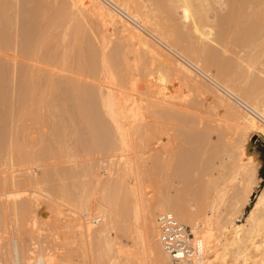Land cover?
I'll return each mask as SVG.
<instances>
[{
  "label": "bare ground",
  "instance_id": "obj_1",
  "mask_svg": "<svg viewBox=\"0 0 264 264\" xmlns=\"http://www.w3.org/2000/svg\"><path fill=\"white\" fill-rule=\"evenodd\" d=\"M36 1L33 11L42 14L36 17L43 20L41 23L37 20L39 25L36 23L38 31L37 26L33 31L34 40L31 36L32 39H25V36L24 41H34L30 48L26 41L27 49L24 47L26 42L22 41V44L20 37L17 39L20 31L17 32V25L22 18L21 1L0 0V27L5 29L1 33L0 28V61L6 58L18 64L21 53L17 50V56L15 49L22 45L21 48L29 53L26 60L20 55L23 56L21 61H26L24 65L21 61V65L18 64L19 69L23 65L22 74L18 73L20 70L17 72L18 67L16 69L13 61L9 65L3 60L7 65L5 71L0 63L7 79L1 75V69L0 77L16 84L18 73L25 86L21 102L11 104V108L5 107L10 111L2 109L6 112L2 113L6 122L0 121L6 125L2 124L3 130L8 131L6 127L11 126L9 132L5 130V135L0 137V158L3 157L5 164L10 166L7 171H1L0 167V210H10L22 225L29 222L35 227L52 218L61 231L53 237L57 243L55 250L51 249L59 252L51 250L50 253L47 245L43 241H34L33 236H28V240L26 235L38 231L30 233L25 226H20L18 231L6 235L5 243L0 233V264H168L169 255L162 245L157 224V215L166 211L175 213L200 238L204 264H264L263 183L245 222L239 215L257 192L256 186L262 178L257 177V164L248 154L246 143L252 135L264 139V0ZM91 17L109 33L117 27L125 42H120L110 52L107 50L110 37L107 33L101 34L100 30L102 44H97L96 37L83 29L86 23L94 22ZM4 42L9 43L7 48L13 55L9 53L6 57V51H1ZM232 42L240 44L242 49L239 54L235 51L236 58H232V50L237 49L235 46L232 49V45L233 54L226 58L222 51ZM172 50L187 61L178 59ZM130 53L144 59L148 68L151 64L155 66L154 69L151 67V73L147 71L148 81L144 79L147 74L144 71L141 72V75L144 73L143 83L134 79L136 68L131 64ZM188 61L211 79L218 88L216 91L220 90V93L215 92L221 110L231 111L235 120L233 125H237L232 139H223L228 134L225 133L216 142L214 140V144L207 142L203 152L208 151L209 156L204 161L200 158L198 164L203 176L197 172L200 178H196L198 183L203 181V192L182 188L185 193L171 194L169 187L170 194H165L158 188L159 184L155 186L157 193L147 198L143 174L136 169L137 162L131 159V154L136 152H132L137 147L133 143L135 139L157 144L152 160L157 169L163 165L182 174L196 167V156L199 158L197 150L188 155L185 151V154L177 153L178 161L174 150L168 149L176 132L172 135L173 130L165 128L162 122L165 118L178 119L177 113H180L177 108L182 99L175 94L173 75L181 73L187 81L198 83L199 74L185 63ZM230 71L235 77L229 80L230 76L226 78L225 72ZM106 72L110 76L106 79L108 84L104 81L108 77ZM60 89L69 95L66 98L73 104L64 99ZM177 96L180 97L178 103ZM184 105L179 106L185 108ZM152 112L157 119L154 128L152 122V126H148L149 123L145 126L141 121V116L149 113L150 117ZM188 113L186 110V116ZM6 133H10L9 137ZM204 134L194 136L204 142L208 139ZM3 136L8 138L3 140ZM147 152L152 153V150ZM101 155L105 159H97ZM63 157L69 158L66 161L72 165L51 166L48 163L50 158ZM79 158L83 161L78 162ZM216 158L219 162L214 161ZM105 161L107 165L102 167ZM17 162L21 163L22 170L14 169L19 165ZM173 171L168 172L169 176L174 174ZM193 173L195 175L194 170ZM69 180L71 182H67ZM232 181L236 184L232 187L231 202L225 210L219 209L216 204L226 202L225 188ZM199 186L201 188V184ZM204 203L208 204L207 208ZM61 248L65 250L60 252Z\"/></svg>",
  "mask_w": 264,
  "mask_h": 264
},
{
  "label": "rangeland",
  "instance_id": "obj_2",
  "mask_svg": "<svg viewBox=\"0 0 264 264\" xmlns=\"http://www.w3.org/2000/svg\"><path fill=\"white\" fill-rule=\"evenodd\" d=\"M21 1V3H20V8H21V10H22V14L20 13V15L22 16V18H20V20H19V24L17 25V32L19 31V34H18V37H17V39L20 37V43H22V44H24V42H28V43H30L29 44V48H30V45H31V43H32V45H33V42L34 41H31V40H25L24 41V38H25V36H26V38L25 39H27V38H29V39H32V40H34V37H35V35H33V34H35L33 31L35 30V26H37L36 27V31H38V25H39V23H38V21L37 20H39V18H42V17H40L42 14H40L39 12H37V14H40V16H39V18L37 19V14H36V12L34 13V9H35V6H36V0H20ZM34 2V3H33ZM34 10V11H33ZM43 16V15H42ZM92 19H91V21L93 20L94 22H92V23H86L84 26H86V27H83V29L84 30H86V31H88L87 33L89 34V33H91V34H89V35H91L92 37H96V41H97V44H98V42L100 43V44H102V42H100L101 40H102V38H103V36L101 35V34H106V36L109 38L107 41H109L110 40V43L109 42H107V50L108 51H112V50H114V48H116V46L120 43V42H125V41H123L122 40V35H121V33L119 32V29L117 28V27H114L113 28V32L112 31H110V33H109V31L108 30H106V29H103L104 27H101L102 25L100 24V22L96 19V18H94V17H91ZM22 19V20H21ZM40 20H43V19H40ZM40 20H39V22H40ZM21 21H22V23H21ZM90 21V22H91ZM36 23H38V25L36 24ZM41 23V22H40ZM94 23V24H93ZM20 24H22V26H21V28H22V30H21V28H20ZM90 24V25H89ZM100 24V25H99ZM92 25H94V26H92ZM18 26H19V28H18ZM28 26V27H27ZM91 28H90V27ZM99 26V27H98ZM6 27V26H5ZM31 27V28H30ZM89 27V28H88ZM92 27L94 28L93 30H92ZM1 28V27H0ZM88 28V29H87ZM2 30V32L1 33H4L5 31V29L3 30V28H1ZM99 29V30H98ZM100 30L102 31V32H100ZM93 31H94V33H93ZM24 32L26 33V34H24ZM27 32H28V34H27ZM32 32V33H31ZM101 34H100V33ZM105 32V33H104ZM0 33V34H1ZM23 33V34H22ZM116 33V34H115ZM118 33V34H117ZM21 34V35H20ZM96 35V36H93V35ZM110 34H111V36H110ZM20 35V36H19ZM23 35V36H22ZM22 36V37H21ZM32 38H31V37ZM23 38V40H21ZM119 38V39H118ZM100 39V40H99ZM22 41H24V42H22ZM31 41V42H30ZM25 43V46L24 45H22V46H20L19 44L20 43H18V45L20 46V48H18V46H17V48L18 49H15L16 50V54H17V56H18V52L20 51V53L21 54H19V57H20V60H19V65H21V62L23 63V65L25 64V62H23L24 60H26V55L27 54H29L28 52H27V49H28V47L26 46V44H28V43ZM5 43V42H4ZM106 43V42H105ZM231 43V42H230ZM229 43V47H227V50L226 49H224V51H222L223 52V56L224 57H226L227 58V56H229L230 57V55L232 56V54L235 52V53H237V54H239V52L238 51H240V48L242 49V47H240L241 45L240 44H238L237 42H232L233 44H230ZM236 45H235V44ZM9 43H5V45L3 44L2 46H4V47H2L1 49H3V50H1V51H6L4 54H6V57H7V55L10 53V54H12L13 55V52H9V51H12V50H10L9 49V51H8V48H7V45H8ZM109 44V45H108ZM31 45V46H32ZM233 45V46H232ZM240 45V46H239ZM27 47V49H26V51H25V49L24 48H21V47ZM232 46V47H231ZM237 47V49L235 48V47ZM125 46L124 45H122V48H124ZM232 49H234L235 48V50H232V52H231V48ZM239 48V49H238ZM32 49V48H31ZM228 49H229V51H230V53H229V51H228ZM17 50H18V52H17ZM23 51V52H22ZM30 51V50H29ZM173 51V50H172ZM15 52V51H14ZM24 52H27L26 54L24 53ZM175 51H173V53H174ZM24 53V54H23ZM177 52H175L174 53V55H176V56H178V54H176ZM232 53V54H231ZM234 53V54H235ZM4 54H3V56H4ZM233 54V56H232V58H236V54L234 55ZM12 55H10V56H12ZM20 55H24V60L23 61H21V58L23 57H21ZM133 54L132 53H130V57L132 56ZM9 56V55H8ZM28 56V55H27ZM235 56V57H234ZM5 57V56H4ZM181 57V58H180ZM228 57V58H229ZM18 58V57H17ZM17 58L15 59L16 61H17ZM183 57L182 56H178V59H180V60H184V61H187V60H185V59H182ZM232 58H229V59H232ZM1 59V58H0ZM3 59V58H2ZM5 59V60H4ZM3 60L5 61V63H7V64H9V65H11L10 64V62L11 63H13L10 59H6V58H4ZM3 60H1L0 61V63L2 64L3 63V69H4V71H5V69L7 70V68H5V67H7V65L5 66V64H4V61ZM143 60V61H142ZM21 61V62H20ZM130 61H132L131 62V64L133 65V66H135V68H136V70H134V79H136L137 80V82L139 81V83H143L144 81V79L146 80V81H148V79L150 78V76L148 77V74L149 73H151L152 71L151 70H153L154 68H155V66L153 67V64H151L150 66H149V68H148V65H147V62L144 60V59H141V58H139L138 56H135V57H131V60ZM16 63V69H17V67H18V64H17V62H14L13 64H15ZM187 65H191V63H189V61L188 62H185ZM1 64H0V66H1ZM12 64V65H13ZM146 64V65H145ZM23 65L21 66V68L23 67ZM5 66V67H4ZM137 66V67H136ZM2 67H0V69L2 70ZM9 68L11 67V66H8ZM25 67V66H24ZM144 67H146V68H144ZM153 69H152V68ZM20 68V69H21ZM142 68H143V70H142ZM191 68H194V70L196 71V74H199V77L197 78V79H199L198 80V83H192L190 80H188L187 81V79H185V77L180 73V74H178V75H173V81H172V83H173V86H175L174 88H175V92H177V93H175V94H177V95H180V97H181V103L179 102L178 103V100H179V96H177L178 97V99L176 100V102L180 105H184L185 106V108L183 107L182 108V106H179L178 105V108H177V111L178 112H185V113H183L184 114V116L186 117H184L183 116V114H181V116L182 117H180V113H177V116H178V119L179 120H182V119H184V120H182V122L181 121H178V119L177 118H175V119H162L163 121V125H164V127L166 128V127H168V130L170 129V131L171 130H173L171 133H172V135H173V133L174 132H176V133H174V135L172 136V140L170 141V144H169V146H168V149H171V150H174V152L177 154V153H184L185 151H186V154L185 155H188V153H196V152H193L194 150L196 151H198L200 154L198 155V157L199 158H197V156H196V159L198 160H196L195 162H196V167H194V168H192V169H190V170H186V171H184V172H182V174H181V172L180 173H178L179 171H175L176 169L174 168V171H173V168H171V169H168V168H166V167H164L163 165H161V167L160 168H158V169H160V173L157 171L158 169H157V167H155V162H153L154 161V153L156 152L155 151V149L157 150L158 148V146H157V144H153V145H151L150 144V142H143L144 140H141V138L139 139H135L134 140V145H137V147H138V144H140L141 146H139V148H137L136 146H135V150L133 149V151L132 152H134V151H136V152H134L135 154H136V157H134L135 156V154L133 153V154H131V159L133 160V162H137V165H136V163H134V166L135 167H137L136 169H138V171H140L142 174H143V179H144V185H145V188H146V190H145V192H146V197L148 196L149 198H151V197H153L156 193H157V191L158 190H156V189H160V190H162V193H165V194H170V191H169V187H171V194H174V193H177V192H184L185 193V191H183V190H187V189H190V190H192L193 191V189H195L194 191L195 192H197L196 190H198V191H200V190H202L201 192H203V188H202V184H203V181L201 182V181H199V183H198V180L199 179H196V178H200V176H199V174L200 175H202L203 176V171H202V169L200 168V162H201V159L200 158H202V161H204L206 158H207V156H209L208 154H209V152L208 151H206V152H203V150H206V147H207V144L208 143H210V145H212V144H214L220 137L222 138V136L225 134V133H228L227 135L225 134V136L223 137V139H225V140H230V139H232V137H233V135H232V132H233V129L235 128V126L237 125V123H236V125H233L234 123H235V120H234V118L232 117V115H231V111L230 112H228V110H225V109H222L221 110V108H222V106H221V104H220V102H219V100H218V97H217V93H220L219 91L220 90H218V91H216L218 88H216V86L214 85V84H212L211 83V79H208L209 77L207 76V75H205V74H203L199 69H197L194 65H193V67H192V65H191ZM19 69V67H18V70H17V72L20 70ZM151 69V70H150ZM0 70V71H1ZM22 70H24V69H22ZM22 70H20L18 73H20V72H22ZM150 70V71H149ZM198 70V71H197ZM106 71H109V70H107L106 69ZM142 71H144V73L146 74V75H144V73H142V75H144L145 77H144V79L142 78V75H141V72ZM146 71V72H145ZM149 73H148V72ZM138 72V73H137ZM215 72L217 73V71L215 70ZM231 72V71H230ZM230 72H225V77L226 78H228V76H230L228 79L230 80L231 78H233V77H235L234 76V74H232V72L230 73ZM4 72H3V70H2V72H1V75H3L4 76V74H3ZM17 73V80L18 81H20V82H18V81H16L15 83L16 84H12L11 83V81L10 82H8L7 80H4L5 78H6V76H4L5 78H3L2 76L0 77V121H1V119H4V114H2V113H6L5 111L3 112V110L4 109H6L5 107L6 106H8L9 105V107L11 106V104H15V105H17V104H19L21 101L20 100H22L23 99V95H24V92H25V86H24V82H23V84H22V82L21 81H23V80H21L19 77L21 76V75H19ZM23 73V72H22ZM22 73H20V74H22ZM107 73V72H106ZM200 73H202V74H200ZM212 73H214L213 71H212ZM229 73H230V75H229ZM108 75V77L107 78H105V82L108 84V80H106V79H108L110 76H109V72L107 73ZM227 74V75H226ZM232 74V75H231ZM139 75V76H138ZM183 77H181V76ZM85 76H88V74L87 75H85ZM201 76V77H200ZM139 77H141V78H139ZM148 77V78H147ZM175 77V78H174ZM176 77H180L179 78V80H178V78L176 79ZM207 77V78H206ZM87 78H89V77H87ZM182 78V79H181ZM7 79V78H6ZM8 79H10L9 78V75H8ZM110 79V78H109ZM185 81H187V82H184V80ZM63 80V79H62ZM85 80H88V79H86L85 78ZM208 80V81H207ZM104 81H101V82H103L102 84H104L105 82ZM180 82V84H179V82ZM6 82V83H5ZM176 82V83H175ZM206 82V83H205ZM10 83V84H9ZM63 83H64V81H63ZM203 83H205V85L206 84H208V85H203L204 86V88L205 87H207V89H205V91L203 90L204 88H203V86H202V84ZM184 84H186V85H184ZM180 86V88H179V86ZM188 85V86H187ZM199 85V86H198ZM211 85V86H210ZM214 85V86H213ZM65 86V85H64ZM178 86V87H177ZM182 86V87H181ZM185 86V87H184ZM193 86V87H192ZM15 87V88H14ZM17 87V88H16ZM24 87V88H23ZM184 87V89H181V88H183ZM190 87V88H189ZM192 87V88H191ZM195 87V88H194ZM209 87V88H208ZM6 88V89H5ZM176 88L177 89H179V90H176ZM211 88V90H210V92L208 91L209 89ZM13 89H14V91H13ZM16 89V90H15ZM192 89H194V90H192ZM183 90V91H182ZM23 91V93H21ZM60 91L62 92V89H60ZM211 91L212 92H214V94H215V96L213 95V93H211ZM217 93H216V92ZM3 92H4V94H3ZM15 92V93H14ZM60 92V93H61ZM64 92V91H63ZM63 92H62V94H63ZM184 92V93H183ZM187 92V93H186ZM59 93V92H58ZM57 93V94H58ZM190 93H193V94H190ZM209 93H210V95H212V96H210L209 95ZM66 93H64L63 94V96L65 95ZM185 94H187V95H185ZM189 94V95H188ZM197 94V95H196ZM208 96H207V95ZM3 95V96H2ZM191 95V96H190ZM193 95H194V98H192L193 97ZM196 95V96H195ZM198 95H199V97H198ZM7 96V97H6ZM60 96V95H59ZM206 96V97H205ZM216 98H214V97ZM66 97H69V95H65L64 96V99L66 100V101H68V103H69V100H70V98H66ZM208 97H211V99L209 98V100L211 101H209L207 98ZM213 97V98H212ZM61 98V97H60ZM190 98H192V99H190ZM62 99V101H63V97L61 98ZM72 99V98H71ZM204 99H205V101H204ZM214 99V101H212ZM5 100V101H4ZM150 100V99H149ZM194 100H196V101H194ZM207 100H208V102H207ZM17 101V102H16ZM71 101V100H70ZM148 101V100H147ZM185 103H184V102ZM188 101H189V103H188ZM191 101V102H190ZM195 103H193V102ZM217 101V102H216ZM3 102V103H2ZM150 103H151V101H149ZM153 102V101H152ZM210 102V103H209ZM70 103H72L73 104V102H70ZM69 103V104H70ZM187 103L189 104V105H187ZM198 103V104H197ZM165 104H166V102H165ZM164 104V105H165ZM194 104V105H193ZM214 104L215 105H217V106H214ZM2 105V106H1ZM167 105V104H166ZM220 105V106H219ZM8 107V108H9ZM157 107H160V106H157ZM161 107H163V105L161 106ZM188 107V108H187ZM7 108V109H8ZM11 108V107H10ZM180 108H182V109H180ZM216 108V109H215ZM3 109V110H2ZM7 109H6V111H7ZM199 109V110H198ZM9 110V109H8ZM149 110H151L150 108H149ZM148 110V111H149ZM180 110H182V111H180ZM186 110H187V112H190V113H188L187 115L188 116H186ZM192 110V111H191ZM10 111V110H9ZM9 111H8V114H9ZM223 111H224V113H223ZM151 112V111H150ZM11 113V112H10ZM223 114V116H222V114ZM8 114H7V116H8ZM151 114V116L149 117V113H146L145 114V116H141V121H144L143 123H144V125L145 126H147V123H149L148 124V126H152V124H151V122L153 123V128L155 127L154 125H156L155 124V121H157V119H156V115L154 116V114H153V112L152 113H150ZM179 114V115H178ZM190 114V115H189ZM194 114H196V115H194ZM206 114H209V116L208 115H206ZM230 116H229V115ZM10 115V114H9ZM194 115V116H193ZM225 115V116H224ZM7 116H5V117H7ZM1 117H3V118H1ZM10 117V116H9ZM147 117V118H146ZM192 118V121H188V119L190 120L191 118ZM206 117H208V118H206ZM210 117V118H209ZM221 117H223V119L225 120H223V119H221ZM229 117V118H228ZM232 118H233V120H234V122H232L233 120H232ZM10 119V118H9ZM177 119V120H176ZM208 119H209V121H208ZM228 119H229V121H228ZM165 120V121H164ZM175 120V121H174ZM11 121V120H10ZM148 121H150V122H148ZM170 121H172V122H170ZM187 121V122H186ZM228 121V122H227ZM4 122H6V120L4 119ZM4 122H0V127L2 128V127H5L6 125H5V123ZM166 122V123H165ZM231 122H232V124H231ZM4 123V125L5 126H3L2 124ZM10 123V122H9ZM167 123H170V124H173V125H170V124H167ZM220 123L222 124V125H220ZM230 123V124H229ZM7 125H8V122L6 123ZM207 124V125H206ZM10 125V124H9ZM8 125V127H6L7 129L9 128V130H10V126ZM225 127H224V126ZM172 126V127H171ZM227 126V127H226ZM204 127H206V128H204ZM223 127V128H222ZM0 128V129H1ZM224 128H226V129H224ZM229 128V129H228ZM4 128H2L1 130H2V132H4V133H2L1 132V130H0V137H2V135L1 134H3V135H5V132L7 131L6 129V131L5 130H3ZM199 129V130H198ZM208 129H210V130H208ZM223 129V130H222ZM9 130L7 131V133L9 132ZM187 130H189V131H187ZM192 130V131H191ZM193 130H194V132L196 131V133H194L193 132ZM202 130V131H201ZM206 130V131H205ZM225 130V131H224ZM199 133H198V132ZM204 131V132H203ZM220 131V132H219ZM202 132H203V134L204 133H207V134H204V135H207V137H208V139H206L204 142L203 141H200L199 142V139H197L195 136L196 135H200V133H201V135H203L202 134ZM214 132V133H213ZM221 134V136H220V134ZM6 133V134H7ZM194 133V134H193ZM219 134V136L218 135H216V134ZM10 134V133H9ZM9 134H7V136L9 137ZM192 134H193V136H192ZM223 134V135H222ZM232 136H231V135ZM175 135H177V136H175ZM184 135V136H183ZM195 135V136H194ZM200 135V136H201ZM210 135V136H209ZM174 136H175V139H174ZM191 136H192V138H191ZM214 136V137H213ZM218 138H217V137ZM227 136V137H226ZM6 137V136H5ZM8 137H6V138H8ZM6 138H4V136H3V140L4 139H6ZM184 138V139H183ZM196 138V140H194ZM227 138V139H226ZM229 138V139H228ZM183 139V140H182ZM187 139V140H186ZM217 139V140H216ZM136 140H140L141 141V143H140V141L139 142H137ZM208 140V141H207ZM214 140H215V142H214ZM5 141H7V140H5ZM135 141L138 143H135ZM213 141V142H212ZM192 142V143H191ZM202 142V143H201ZM208 142V143H207ZM4 143V142H3ZM144 143V144H143ZM200 143L202 144V145H200ZM2 146L1 147H3V144H1ZM150 145V146H149ZM173 145V146H172ZM197 145H199V146H197ZM246 149H247V152H248V154L250 155V156H252V159H257V161L254 159V162L257 164V168H258V170L256 171L258 174H257V177H262L261 178V180L258 182V184L257 185H259V186H256V189H257V192L254 194V196L252 195L251 196V199H250V202L248 203V205L243 209V211L241 212V213H239V215H240V219L243 221V222H245V220H246V215H247V213L250 211V209L252 208V206L254 205V203H255V201H256V195L258 194V192L260 191V189H261V187H262V185L264 184V177H263V175H262V173H264V139H263V137H261V136H257V135H252L250 138H249V140H247V143H246ZM157 146V147H156ZM196 146H197V148H196ZM202 146L204 147V148H202ZM153 147V149H154V151H153V149H151ZM172 147V148H171ZM150 148V149H149ZM189 148V149H188ZM191 148V149H190ZM198 148H199V150H198ZM148 149V150H147ZM179 149H181L180 151H179ZM151 151L152 150V153L150 154V153H148L147 151ZM184 150V151H183ZM189 150H190V152H189ZM137 152H139L138 154H137ZM150 154V157H149V155L148 154ZM182 153V154H183ZM153 154V155H152ZM179 154H177L176 155V158L178 159V155ZM205 154V155H204ZM185 155H183V156H185ZM204 155V156H203ZM202 156V157H201ZM103 159L104 157L101 155V156H99V158H97V159H99V160H101V158ZM204 157V158H203ZM134 158V159H133ZM135 158H136V160H135ZM1 160H0V167H1V171H4V170H9L10 169V166L6 163L5 164V162H6V160L5 159H3V157L2 158H0ZM64 159V160H63ZM67 159H69V158H67V157H63V158H59V159H56V158H50L49 159V161H48V163L49 164H51V166H54V165H62V164H64L65 166H67V164H68V166L69 165H72V162H68V161H66ZM80 159V160H79ZM78 159V162H82L83 160L81 159V158H79ZM105 159V158H104ZM116 159V158H115ZM114 159V160H115ZM138 159V160H137ZM147 159H148V161H147ZM57 160H58V162H57ZM63 162H65V163H63ZM135 160V161H134ZM150 160H151V162H150ZM153 160V161H152ZM60 161V162H59ZM178 161H179V159H178ZM214 161H217V162H219L218 161V159L216 158V159H214ZM45 162V161H44ZM51 162V163H50ZM173 162H176V161H173ZM60 163V164H59ZM154 163V164H153ZM16 164H19L18 166H14V169H16L17 167V169L16 170H22V168L23 167H19L20 166V162H17ZM48 164V165H49ZM103 166H102V163H101V166L102 167H104L105 165H107V161H105V162H103ZM146 164V165H145ZM149 164V165H148ZM150 164H152L153 166H151ZM199 164V165H198ZM5 165H8V166H6V168L4 167ZM3 167V168H2ZM102 167H100V169H102ZM146 167V168H145ZM5 168V169H4ZM145 168V169H144ZM197 168V169H196ZM78 169V168H77ZM156 169V170H155ZM168 169V170H167ZM195 169L196 170H198V171H195ZM201 169V170H200ZM262 169H263V171H262ZM170 170V171H169ZM192 170V171H191ZM193 170H194V172H195V175H194V173H193ZM0 171V172H1ZM172 171L174 172V174H175V177L177 176V177H181V178H174V174L172 175V176H169L170 174L168 173V172H170V173H172ZM190 171V172H189ZM163 172V173H162ZM199 174H198V173ZM202 172V173H201ZM144 173H146V174H148V175H145ZM159 175H158V174ZM154 174H155V176H156V178L154 177ZM191 174H193V175H191ZM197 174V175H196ZM179 175V176H178ZM182 175V176H181ZM198 176V177H197ZM145 177V178H144ZM204 177H206V176H204ZM150 178V179H149ZM169 178H171V179H169ZM184 178H188V180L187 179H185L184 180ZM194 178L196 179V182L194 181ZM152 179V180H151ZM179 179V180H178ZM193 179V180H192ZM147 180V181H146ZM192 180V181H191ZM72 181H74V180H72ZM156 181L157 182H159L158 184L156 183ZM191 181V182H190ZM193 181H194V183H193ZM67 182H71V180H69V181H67ZM147 184H146V183ZM175 182V183H174ZM182 182V183H181ZM187 182H188V184H187ZM153 183V184H152ZM156 183V184H155ZM162 183V184H161ZM180 183V184H179ZM184 183H185V185H184ZM263 183V184H262ZM160 184V186H158V188L156 187L155 188V186H157V185H159ZM199 184H201V188H200V186H199ZM236 184V182H234L233 183V181L232 182H230V183H228V185H227V187L226 188H228V189H226L225 188V193H226V196H225V199H226V202H224V204L223 203H219V204H216V206L219 208V209H221L222 208V210L224 209H226L227 208V206H229V203L231 202V199H232V187H233V185H235ZM148 185V186H147ZM149 185H151L150 187H149ZM180 186H182V187H180ZM188 186V187H187ZM164 189H163V188ZM174 187H175V189H174ZM177 187H178V189H177ZM187 187V188H186ZM148 188V189H147ZM165 188L167 189V190H165ZM182 188H183V190H182ZM260 188V189H259ZM154 189V190H153ZM176 190V191H175ZM189 190V191H190ZM167 191V192H166ZM169 191V192H168ZM201 192H198L199 194L201 193ZM191 193V192H190ZM228 194V195H227ZM153 195V196H152ZM151 196V197H150ZM147 197V198H148ZM255 198V199H254ZM255 200V201H254ZM252 201V202H251ZM254 202V203H253ZM205 204V203H204ZM203 204V206H206V208H207V206H208V204H205L204 205ZM198 205V204H197ZM199 206V205H198ZM245 211H246V213H245ZM6 212V213H5ZM11 213V214H10ZM13 214V215H12ZM244 214V215H243ZM5 215V216H4ZM243 215V216H242ZM11 216V217H10ZM12 216H13V218H12ZM11 218V219H10ZM6 221H5V220ZM49 220V221H48ZM48 220L46 219V221H42L39 225L40 226H38V227H35V226H33L31 223H24V225H22V222L20 221V220H17V218H16V216L14 215V213L12 212V211H10V210H8V212H7V210H5V211H1L0 210V223H1V226H0V233H2L3 234V236H4V234H5V236H4V238L6 237V235L8 236V235H10L13 231H16V229H17V231L19 230V227L21 226V227H23V226H25V229L26 230H28L30 233H32L34 230H36V231H38V232H35V233H37L38 234V236L33 232L32 234H34V235H26V237H27V239L29 240L30 238L28 237V236H33L34 237V241H43V244L47 247V249H48V251H50V253H57V252H59L57 249H56V251H54L55 249H54V245H55V243H57L56 242V240L57 239H55L54 240V238L56 237V235H57V233L59 232V231H61V229L59 228V227H56L55 225H54V221H53V219L51 218H48ZM2 221H4V222H2ZM20 221V222H19ZM10 222H12V223H10ZM8 223V224H7ZM239 223V222H238ZM20 224V225H19ZM4 225V226H3ZM5 225H7V226H5ZM33 228H32V227ZM42 226V227H41ZM7 227V228H6ZM37 228V229H36ZM42 228V229H41ZM47 228V229H46ZM52 228V229H51ZM4 229V230H3ZM2 230H3V232H2ZM12 230V231H11ZM8 231V232H7ZM44 232V233H43ZM8 233V234H7ZM42 233V234H41ZM39 234H41V235H39ZM51 234V235H50ZM46 237H45V236ZM3 236L1 237L2 238V241L5 243L6 242V238L4 239L3 238ZM42 238H41V237ZM37 238V240H36V238ZM45 237V238H44ZM48 237V238H47ZM54 237V238H53ZM0 238V239H1ZM39 238V239H38ZM43 238H44V240H43ZM54 240V242H52L53 240ZM5 240V241H4ZM46 240V241H45ZM59 240V239H58ZM54 243V244H53ZM49 245V246H48ZM53 247V249H51ZM62 250H60V252L61 251H63V250H65V249H63V248H61ZM51 250H52V252H51Z\"/></svg>",
  "mask_w": 264,
  "mask_h": 264
},
{
  "label": "built area",
  "instance_id": "obj_3",
  "mask_svg": "<svg viewBox=\"0 0 264 264\" xmlns=\"http://www.w3.org/2000/svg\"><path fill=\"white\" fill-rule=\"evenodd\" d=\"M157 224L162 245L169 255L168 264H204L200 238L195 236L191 226L169 211L157 215Z\"/></svg>",
  "mask_w": 264,
  "mask_h": 264
},
{
  "label": "trees",
  "instance_id": "obj_4",
  "mask_svg": "<svg viewBox=\"0 0 264 264\" xmlns=\"http://www.w3.org/2000/svg\"><path fill=\"white\" fill-rule=\"evenodd\" d=\"M262 171H263V169H262ZM262 175H263V177H264V173H262Z\"/></svg>",
  "mask_w": 264,
  "mask_h": 264
}]
</instances>
